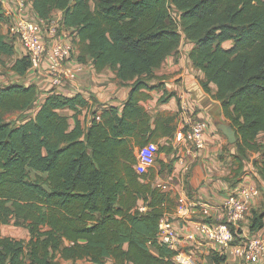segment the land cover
Returning a JSON list of instances; mask_svg holds the SVG:
<instances>
[{
  "label": "trees",
  "instance_id": "16d2710c",
  "mask_svg": "<svg viewBox=\"0 0 264 264\" xmlns=\"http://www.w3.org/2000/svg\"><path fill=\"white\" fill-rule=\"evenodd\" d=\"M32 1L40 18L62 12L63 24L77 32L79 61L91 59L98 71L111 67L121 83H132L122 107L52 90L34 117L16 125L7 114L29 111L38 87H0V225L15 219L30 234L18 239L0 229V264H107L109 258L113 264H178L175 251L157 240L175 199L136 169V149L172 153L178 127L177 114L153 115L144 105L147 91L163 86L149 81L183 39L194 43L190 58L207 77L203 86H218L214 97L237 131V168L229 178H240L248 154L263 147L264 0ZM7 21L0 3V59L15 54L2 30ZM228 40L234 41L229 48ZM31 67L24 54L11 69L23 75ZM173 95L165 92L159 101ZM63 108L77 111L73 126ZM83 109L91 113L86 126L78 116ZM257 164L264 178V152ZM250 219L251 230L264 227V211ZM224 258L215 255L218 263Z\"/></svg>",
  "mask_w": 264,
  "mask_h": 264
},
{
  "label": "crops",
  "instance_id": "0c3cea01",
  "mask_svg": "<svg viewBox=\"0 0 264 264\" xmlns=\"http://www.w3.org/2000/svg\"><path fill=\"white\" fill-rule=\"evenodd\" d=\"M12 1L5 0L2 6L6 7ZM33 14L38 16L35 10H33ZM53 15L62 16V12L57 10ZM7 22L2 24L4 33L7 31ZM14 43L15 54L13 55L14 60L10 65V69L14 61L25 54L22 44L19 41H15ZM233 44V40L224 42V46L227 48L233 46ZM193 47L194 43L192 41L183 39L179 50L169 55L160 67L154 69V77L150 79L149 83L157 85L163 82V86L148 90L147 92H149L151 97L143 101L144 105L153 115H157L159 112L172 115L177 114V129H179V111L182 103L188 104L191 109L196 111L197 115L205 118L208 123L205 148L195 150L196 155H188L184 147L186 144L178 142L175 137L173 152L170 154L161 153L160 156L156 153L154 164L149 167L148 173L143 174V181L152 180L153 184L168 186V190L164 191L171 193V196L175 199L176 208L173 213L171 212V214L168 213L166 215L173 220L175 226L182 232L194 230L193 223L189 222L186 218H179L177 212L180 200L184 197L202 202V206L198 207L197 212L192 216L194 220L220 221L224 201L231 194L238 192L241 187L255 185L259 187L260 194L252 201V214L250 218L254 216L255 212L264 211V178L260 174L257 164V160L261 158L262 152H250L244 160V172L241 177L236 178V180L229 178L233 170L237 168L235 156L238 154V151L234 145L227 148L224 146L229 141L221 131V126L231 123L225 116L222 102L214 97L218 86L215 83H210L209 90H206L203 86V81L207 77L200 68L195 67L190 58V52ZM81 64L82 67L79 71L78 79L62 88H53L48 74L43 69L36 70L32 67L23 75L11 69L13 80L11 82L8 81L6 85L16 83L24 85L36 84L40 97L36 112L52 90L65 96H74L77 93H81L90 101L92 100L91 97L95 98L101 106L114 105L122 107L129 96L131 90L129 84L132 81L121 83L117 78L116 71L111 67L98 71L91 59L81 62ZM165 92L174 95L167 102L163 103L159 100ZM86 110H83L82 113H85ZM59 111L69 117L70 123L72 120L71 116L74 118V121L76 120V110L63 108ZM80 114L78 116L81 119ZM89 119H91V114L89 115ZM74 124L71 125L73 126ZM136 154L138 158L137 163L139 164L140 151L138 148L136 149ZM159 158L163 159L166 167L161 168L158 162ZM183 160L185 161L184 163ZM250 224L251 219L243 224L245 234L264 235V227L259 230H251ZM2 235L18 239L29 238V236L19 238L4 233ZM152 251L158 254V250L155 247L152 248ZM182 251L190 254L195 264H250L238 256L221 254L218 246L209 242L190 240L183 245ZM215 255L224 256L225 258L218 263L215 260ZM63 263L94 264L85 259L77 261L63 260ZM113 263L114 260L109 258L107 264ZM260 264H264V259Z\"/></svg>",
  "mask_w": 264,
  "mask_h": 264
},
{
  "label": "built area",
  "instance_id": "2783aa9c",
  "mask_svg": "<svg viewBox=\"0 0 264 264\" xmlns=\"http://www.w3.org/2000/svg\"><path fill=\"white\" fill-rule=\"evenodd\" d=\"M0 3L3 5L5 0H0ZM2 7L8 18L5 34L22 44L25 54L31 59L32 68L43 69L53 88L65 87L78 79L82 64L77 55V32L63 24L62 16L52 15L44 19L34 15L31 0H13L10 5ZM179 115V129L173 141L176 137L178 142L186 144L184 147L188 155H196L195 150L206 147L208 123L186 103H182ZM139 151L140 162L138 166L136 164V169L141 174L148 173L158 152L154 147ZM155 185L168 190L167 185ZM259 194L258 186L241 187L224 201L220 221L194 220L192 216L202 206V202L184 197L180 200L177 212L179 218H186L193 223L194 230L180 231L173 220L165 215L160 221L158 243L175 251L173 259L178 264H195L193 257L182 251L183 245L190 240L215 244L223 255H235L247 263L260 264L264 259V235L245 234L243 227L252 214V201ZM138 208L142 212L148 209L144 203H139Z\"/></svg>",
  "mask_w": 264,
  "mask_h": 264
},
{
  "label": "rangeland",
  "instance_id": "374dc122",
  "mask_svg": "<svg viewBox=\"0 0 264 264\" xmlns=\"http://www.w3.org/2000/svg\"><path fill=\"white\" fill-rule=\"evenodd\" d=\"M13 41L15 42V39H13ZM16 42H18V41H16ZM13 60H14V56L4 57V59H0V87L6 85V83L8 81L11 82L13 80V73L11 72V69H10V65H11ZM91 98H92L91 101L93 103V101H94L93 97H91ZM39 99H40V97H38L37 101L35 102V104L33 105V107L29 111L15 112V113L7 114V116H6L7 120L9 122L13 123L14 125H16V124H19L20 122L26 121L27 119L34 117V115L36 113V108L39 104ZM83 110H86V109H83ZM86 111H85V113L81 112V114H80L82 122L84 123L85 126L88 124V122L90 120L89 115L91 114L89 110H86ZM71 118H72L71 124H74V122H75L74 118L72 116H71ZM263 136H264V134L261 133L258 137L259 143H261V145L263 146L260 150L262 152V154L260 156H262L263 152H264V145H263L264 137ZM235 144L236 143H233V144L228 143V144H225L224 146H226V148H227V147H229V146L231 147L233 145L236 146ZM236 148H237V146H236ZM139 203H143V200H140ZM0 229H1V233L14 235V236L19 237V238H26L27 236H30L29 230L23 226L17 225L15 223V219H13L8 224H1Z\"/></svg>",
  "mask_w": 264,
  "mask_h": 264
},
{
  "label": "water",
  "instance_id": "95a60500",
  "mask_svg": "<svg viewBox=\"0 0 264 264\" xmlns=\"http://www.w3.org/2000/svg\"><path fill=\"white\" fill-rule=\"evenodd\" d=\"M221 131L228 138L229 143H236L238 140L237 131L231 124H224L221 126Z\"/></svg>",
  "mask_w": 264,
  "mask_h": 264
}]
</instances>
